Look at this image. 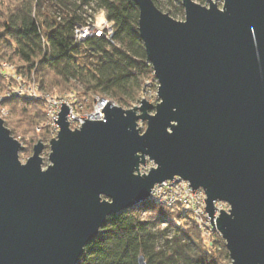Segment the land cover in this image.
Segmentation results:
<instances>
[{
    "label": "water",
    "instance_id": "obj_1",
    "mask_svg": "<svg viewBox=\"0 0 264 264\" xmlns=\"http://www.w3.org/2000/svg\"><path fill=\"white\" fill-rule=\"evenodd\" d=\"M134 2L160 101H108L75 129L61 102L46 168L41 139L23 162L0 116V264H77L108 216L175 177L205 191L230 264H264V0H181L184 20Z\"/></svg>",
    "mask_w": 264,
    "mask_h": 264
},
{
    "label": "trees",
    "instance_id": "obj_2",
    "mask_svg": "<svg viewBox=\"0 0 264 264\" xmlns=\"http://www.w3.org/2000/svg\"><path fill=\"white\" fill-rule=\"evenodd\" d=\"M154 1L174 17L184 10L181 0ZM100 10L113 24L112 40H77L76 28ZM139 16L134 0H0V65H15L0 68V91L24 82L47 93H72L83 111L97 95L130 106L147 83H157ZM0 103L12 118L20 116L24 133H36L31 146L48 140L46 126L37 129L47 121L44 98L13 92ZM208 240L189 209L149 200L108 216L77 264H139L140 256L147 264H230L222 235L211 229Z\"/></svg>",
    "mask_w": 264,
    "mask_h": 264
},
{
    "label": "built area",
    "instance_id": "obj_3",
    "mask_svg": "<svg viewBox=\"0 0 264 264\" xmlns=\"http://www.w3.org/2000/svg\"><path fill=\"white\" fill-rule=\"evenodd\" d=\"M97 15L89 17L87 21L76 28V39L84 40L93 36L106 37L109 40H112L111 32L113 29V24L109 20L103 21V23L97 22ZM17 80H20V77H17ZM16 87L13 90H9L4 96H9L13 92L17 94L25 93L31 96H36L44 98L47 101V122L49 124H54V127H58V122H55V119H59V112L62 109V103L65 102L66 105H69L70 110L68 113V121L70 125L74 122H79L80 126L84 122V118L78 117L83 111V104L76 100V97L72 93H65L60 95H55L53 93L43 92L37 84L27 85L24 82H18ZM111 100L106 97L95 96V99L92 104L94 109L93 113H90L88 118H93L95 115L98 118L102 117V110L108 101ZM114 102V101H113ZM96 103V104H95ZM88 111H86L87 113ZM89 114V113H88ZM87 114V115H88ZM55 118V119H54ZM154 165V164H153ZM151 167H141L142 172H148ZM190 185L187 180H184L180 177H175L173 180H167L162 183L155 185L152 190V195L150 200H154L158 203L165 204L168 206L181 205L182 207L189 209L192 216L195 218L201 229L203 230V235L207 237L209 241V236L211 234V229L217 230L211 223L209 214L206 210V194L202 188L195 189ZM225 207L228 209L229 205L223 201L217 202V212ZM218 231V230H217Z\"/></svg>",
    "mask_w": 264,
    "mask_h": 264
},
{
    "label": "rangeland",
    "instance_id": "obj_4",
    "mask_svg": "<svg viewBox=\"0 0 264 264\" xmlns=\"http://www.w3.org/2000/svg\"><path fill=\"white\" fill-rule=\"evenodd\" d=\"M197 1L198 3H201L203 5H206V6H209L210 4V0H195ZM218 1V4L220 7H222V0H217ZM97 22L98 23H103V21L106 20V16H105V13L100 10L98 11L97 13ZM175 18L176 19H179V20H184L185 19V10H183L182 12H180L179 14L175 15ZM0 68L2 69H12V70H15V65L7 62V61H3L0 65ZM158 86H159V82L157 80V83L156 85H152V83H147V86H146V89L144 90V94L143 96L138 100V101H134L130 106H127V107H123L125 109H130V108H133L134 106H140L142 104V99L146 98L151 104L153 105H156L160 100L158 98ZM9 90H7L6 92L4 91H0V98L6 94ZM57 91V90H56ZM54 94H61L60 92H55ZM109 102H113L112 100H109ZM96 104V103H95ZM69 106V105H67ZM94 109L92 108L90 111H88L86 113V111H84L81 115L79 116H84V117H89L90 116V113H93ZM150 113L154 114L155 113V110L152 109L149 111ZM89 113V114H88ZM88 114V115H87ZM0 116L3 117L5 119V121L7 122L8 124V128L11 131L12 135L18 139L20 142H24V146L27 147V150H23L20 152V159L23 161V162H26V160L33 155V148H34V145L37 144L39 142V139L35 140L34 144L31 146L30 145V139H31V136H35L36 133L33 132V133H24V127H22L21 125V121H20V116L19 115H15L14 118H12V115L10 113V109L8 107H6L5 105H2L0 103ZM83 118V117H81ZM93 118H98L97 115H95ZM54 124L55 123H51L49 124L47 121H45L41 126L37 127L38 130H40L42 127L46 126V129L49 131V138L47 141H43L41 140L44 145H45V148H44V151H43V158H44V163H43V168H46L48 166V164H50V160H49V154L51 152V148H50V143H51V138H56L57 135H58V132L60 130V126L58 125V127H54ZM71 128L72 129H75V128H80V124L79 122H74L72 123L71 125ZM139 126L142 128V132H144L147 128V123L146 122H142L140 121L139 122ZM41 131H39L38 133H40ZM22 142V143H23ZM154 162L149 160L148 161V164L147 166L148 167H151L153 166ZM143 167V166H142ZM204 191V190H203ZM207 198V196H206ZM217 202H219V200L215 201V205L217 207ZM224 203H227L226 201H223ZM206 204V203H205ZM228 204V203H227ZM229 205V208L227 209L225 207V211L229 212L230 209H231V205ZM217 215H219V211L216 212ZM197 222V221H196ZM231 260V259H230ZM231 262V261H230Z\"/></svg>",
    "mask_w": 264,
    "mask_h": 264
}]
</instances>
